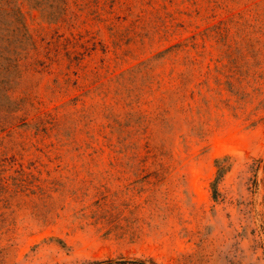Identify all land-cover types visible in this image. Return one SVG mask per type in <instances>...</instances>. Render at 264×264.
I'll return each instance as SVG.
<instances>
[{"label":"rangeland","instance_id":"rangeland-1","mask_svg":"<svg viewBox=\"0 0 264 264\" xmlns=\"http://www.w3.org/2000/svg\"><path fill=\"white\" fill-rule=\"evenodd\" d=\"M0 264H264V0H0Z\"/></svg>","mask_w":264,"mask_h":264}]
</instances>
